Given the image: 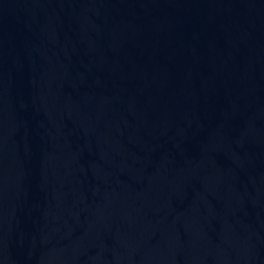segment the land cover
<instances>
[{
	"label": "water",
	"instance_id": "obj_1",
	"mask_svg": "<svg viewBox=\"0 0 264 264\" xmlns=\"http://www.w3.org/2000/svg\"><path fill=\"white\" fill-rule=\"evenodd\" d=\"M0 264H264V200L147 186L0 135Z\"/></svg>",
	"mask_w": 264,
	"mask_h": 264
}]
</instances>
